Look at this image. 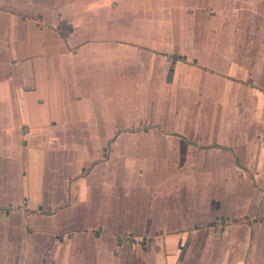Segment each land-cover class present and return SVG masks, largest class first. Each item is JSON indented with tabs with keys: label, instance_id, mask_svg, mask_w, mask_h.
I'll return each mask as SVG.
<instances>
[{
	"label": "crops",
	"instance_id": "crops-1",
	"mask_svg": "<svg viewBox=\"0 0 264 264\" xmlns=\"http://www.w3.org/2000/svg\"><path fill=\"white\" fill-rule=\"evenodd\" d=\"M0 264H264V0H0Z\"/></svg>",
	"mask_w": 264,
	"mask_h": 264
},
{
	"label": "rangeland",
	"instance_id": "rangeland-1",
	"mask_svg": "<svg viewBox=\"0 0 264 264\" xmlns=\"http://www.w3.org/2000/svg\"><path fill=\"white\" fill-rule=\"evenodd\" d=\"M201 1V0H200ZM34 193H35V189H33ZM33 192H30V200L32 201L36 196L39 197H43V194L41 193V190H39L36 194H34ZM239 215H237L236 217H238Z\"/></svg>",
	"mask_w": 264,
	"mask_h": 264
}]
</instances>
